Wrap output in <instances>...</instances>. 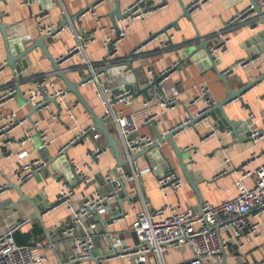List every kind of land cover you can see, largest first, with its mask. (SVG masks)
I'll return each mask as SVG.
<instances>
[{"label":"crops","instance_id":"obj_1","mask_svg":"<svg viewBox=\"0 0 264 264\" xmlns=\"http://www.w3.org/2000/svg\"><path fill=\"white\" fill-rule=\"evenodd\" d=\"M98 1L36 0L33 2L30 0L27 6H23L20 1L16 0L0 1V23L3 22L9 27L23 24L27 34L31 37L25 45L26 47H31L40 38V34L35 28V22L37 16L44 11L45 6L49 7L46 12L49 14L50 23H53L57 28L63 25L62 11L65 9L77 30L84 32L86 38L89 39L96 28L95 21L90 16L80 21L79 15L83 9L91 7ZM132 1H118L123 13ZM193 1L195 0H181L188 8ZM256 1L257 3L259 2V0ZM249 5L250 0H211L199 11L192 13V19H188L184 16L179 0H166L165 4H163V0H147L145 8L150 10L149 16L144 22L135 23L130 27L129 38L121 43L116 57L121 58L128 69L132 70L135 78L139 79L136 82H138L141 89L147 87V81L142 79L143 67H151L156 74H159L168 65L175 62L179 63V68L168 82V87H175L180 96L179 104L176 107L162 112L156 105L151 108H145L144 105L148 98L144 93L137 92L133 105L123 107V110L126 113H135L140 125L139 135H149L156 139L159 132H165L170 127L181 123L189 115L188 102L193 97L198 96L202 88L210 91L215 104L226 99L228 94L227 84L220 79L212 64L207 62V65H202V62L198 63V61L189 59L190 54L194 50L197 51L203 42H207L209 47L216 43L218 38L215 33L218 30L223 31L226 36L231 38L229 50L219 55L218 59H215L217 69L222 74L226 69L234 67L239 60L257 57L256 64H251L245 68H235L234 76L226 78L229 88L232 91H239L257 79L264 78V26L261 22H258L260 20L256 17L257 14L253 15L251 13L248 14V19H240L235 23L230 22L231 19L245 12ZM116 6V0H105L97 8L103 25L108 28L119 20L116 17L109 16L114 12ZM262 11L264 13V6ZM167 27H172L169 33L171 39H168L169 35H164L156 40V36L160 35ZM163 43H168L170 47H164ZM46 45L52 58L56 59L66 54L68 48L74 45V40L70 32L65 29L59 40L56 42L46 40ZM139 48L140 51L136 53ZM87 54L94 63L98 64L109 56L108 50L100 42L90 45L87 49ZM198 57L201 56L199 55ZM30 58L33 63L30 66L31 74L24 77V79L38 73L54 70L51 61L40 48L35 49L30 54ZM82 58L83 56L79 55L71 60L69 64L70 71L66 73L69 80L78 85L84 76ZM6 61V45L0 31V63H5ZM12 77L13 69L7 67L5 72L0 74V88L8 84ZM29 87V82L21 84V94H18L13 101L6 105L5 114L16 112L19 118L31 114V108L26 106V102H24ZM153 90L151 88L150 91ZM80 92L89 106L100 117L101 107L95 97L93 87H82ZM190 111L193 113L194 109H190ZM225 111L229 120L240 124L238 130H231L228 127L220 128L217 121L220 117L216 113V118L211 115L207 120L208 122L196 126V130L187 128L183 133L175 137L177 145L188 152L185 161L190 164L191 170L195 174H199L197 177L199 179L198 189L202 201H208L213 204H219L236 195L237 174L234 170L239 169L246 163L252 153L255 152L264 156V138L257 144H253L249 141L248 133L244 128V125L249 122V113L252 112L258 120L257 128L264 135V79L247 90L239 99L226 105ZM153 113H159L160 122L144 124L145 119ZM76 114L77 124L79 123L81 127L93 123L91 115L83 105H80ZM44 116L41 113H35L32 118L33 120H39ZM49 123L52 129V137H58L55 146L48 150L42 149L40 138L35 132L31 144L26 147L30 153L26 161L46 158L45 160L52 162L53 158L57 156L55 149L68 140L65 135L67 132L66 125L54 122ZM47 126L49 124L44 122L41 125V127ZM22 129V127H18L12 131L11 136L14 145L11 148H6L0 141V153L12 151L10 158H0V185H8L4 193L0 195V232L23 222L24 224L15 234L19 245H34L37 242L53 243L55 251L49 253L51 263L72 264L70 262L72 250L66 241H61V228L71 224L73 213L64 206L57 207L55 205L59 190L54 183L53 175L55 173L53 168L51 169L50 166L47 169H43L23 183H17L14 177V169L15 167L17 168L18 164L17 153L21 151V148L15 143L21 138ZM194 145L197 147L196 150H187L188 147ZM87 146V144L83 145V149L87 148ZM40 149L44 150L41 154L39 153ZM162 150L172 165L179 170L171 145L169 143L164 144ZM68 154L73 157L76 153L70 151ZM83 157L87 159L85 156ZM138 161L140 166L143 167H147L149 164L144 156L140 157ZM116 165L117 160L113 151L101 157L99 162L94 165L98 182H93L88 186L79 182L76 183L74 185L75 201L78 202L83 196H92L96 189L101 194L112 191L114 184L104 182L102 175L114 169ZM12 183L20 185L21 191L27 197L31 199L40 197L41 200L39 202H46L55 205V207L42 214V221L38 220L32 203L27 200L22 201L18 191L10 186ZM141 184L145 188L153 208H160L167 203L173 204L178 201L183 203L184 208L198 210L201 207V198L187 182L177 195L172 194L168 198H164L159 191L154 173L143 175ZM251 184L252 182H247V185L250 186ZM134 187V184H126V190L119 193V196L113 202V212L105 215L100 222L99 229L105 230L109 223L114 222V226L108 228L110 232H120L122 233L121 236L127 239L129 243L138 244L136 236L128 232L137 211L141 208ZM122 213H128L132 217L123 220L117 218V215H122ZM260 221L261 237L258 243L246 241V248L240 250L236 243L232 242L229 247L227 264L253 263L264 257V215ZM84 231L85 228L80 230L81 233ZM171 254L166 257L168 264L184 261L185 255L188 253L185 254L183 251L175 253L182 254L179 260L174 259ZM242 254H245V257ZM83 264H126V260L115 258L110 242L96 237L92 257Z\"/></svg>","mask_w":264,"mask_h":264},{"label":"built area","instance_id":"obj_2","mask_svg":"<svg viewBox=\"0 0 264 264\" xmlns=\"http://www.w3.org/2000/svg\"><path fill=\"white\" fill-rule=\"evenodd\" d=\"M16 1H20L23 6L30 3V0ZM104 1L99 0L91 7L83 9L79 15L80 21L88 16L95 21L96 28L89 39L84 32L77 30L65 9L62 11L65 25L61 29L50 23L49 14L46 12L49 8H45L37 16L35 28L40 37H47V40L53 42L59 40L65 29L70 32L74 45L68 48L66 54L55 59L59 69L65 74L70 71V61L76 56H83L84 76L80 80L79 89L86 86L93 87L101 107L100 118L116 139L121 159L124 161V165L117 164L114 169L102 175L104 182L114 184V189L106 194H101L96 189L92 196H83L78 202L74 199V185L79 182L88 186L98 182L94 165L112 150L104 144L105 136L96 129L94 123L84 127L77 124L76 112L81 104L66 90L64 82L58 76L59 71L55 69L21 80H18L13 70V77L8 81L9 83L0 88L1 143L6 148H11L14 145L12 131L18 127L23 128L21 138L15 143L21 151L17 153L18 164L14 169V177L17 183H23L41 170L50 166L51 169L53 168L54 183L59 190L55 205L64 206L73 213L71 224L61 228V241H66L72 250L70 255L72 264H83L92 257L96 237L109 241L114 250V257L125 259L126 264H168L166 257L169 254L182 251L188 254L185 255L184 261L176 264H227L232 242L236 243L240 250H244L247 246L246 241L258 243L261 237L260 219L264 215V156L254 152L246 163L234 170L237 174V192L229 200L219 204L202 202L198 210L184 208L180 201L153 208L141 184L143 175L148 173L156 175L158 189L164 198L172 194L177 195L187 181L180 170L161 171L160 165L152 166L150 163L147 167H143L138 161L140 157L133 159V156L155 145L158 139L149 135H139L140 125L135 113H126L123 110V107L133 105L135 95L141 88L136 82L139 79L135 78L132 70L128 69L121 58L116 57L121 43L129 38L130 27L135 23L144 22L150 10L145 8L147 0H133L124 11L125 17L108 28L103 25L97 12L98 6ZM209 1L211 0H195L189 9L192 13L197 12ZM258 4L263 5L264 0H259ZM251 13L255 15L253 7L249 5L245 12L231 19L230 22L248 19V14ZM171 29L172 27L165 33L161 32L155 39L169 35ZM215 34L218 41L209 47L206 58L218 59L219 55L229 50L231 38L220 30ZM168 39H171V35ZM98 42L102 43L109 53L100 64L94 63L87 54L89 46ZM163 46L170 47L168 43H163ZM139 51L140 48L136 53ZM253 58L239 60L234 67L226 69L223 75L231 78L236 67L245 68L256 64L257 57ZM110 65L123 77L109 76L104 68ZM7 67L6 62L0 63V74L5 72ZM178 68L179 63L175 62L156 74L151 67H143L142 79L147 81L145 88L148 89L145 108L156 105L162 112H166L179 104L180 94L175 87H168V82ZM156 78L160 81L157 88H154ZM83 79L86 81L83 82ZM25 82L30 83L25 104L37 106L35 113H41L43 116L46 114L42 119L33 120L32 115L35 113L32 112L23 118H19L16 112L8 115L4 112L6 105L15 99L18 89ZM151 88L154 90L150 91ZM200 91L198 96L188 102L189 115L186 119L163 132L164 135L171 129L188 124L190 117L203 115L215 104L213 95L208 89L202 88ZM52 99H55L56 103L51 101ZM190 109H194L193 113ZM208 119L202 124H206ZM248 120L249 122L245 124L247 137L251 143L257 144L264 135L257 128L258 120L252 112L249 113ZM43 122L49 126L41 127ZM49 122L66 125L65 135L68 140L55 149L57 156L52 162L43 158L26 161L30 155L26 147L31 144L35 132L40 138L41 148L48 150L55 146L58 137H52ZM155 122H160L159 113L150 115L145 119L144 124ZM85 144L88 146L83 149ZM163 146L160 148L162 149ZM196 148L194 145L187 150L194 151ZM70 151L76 153L75 156H69ZM11 152L0 153V158H10ZM249 181L252 182L250 186L247 185ZM126 184L135 185L134 189L141 204L128 231L136 236L138 244L129 243L120 232H110L108 228L114 226V222L109 223L105 230L99 229L105 215L113 212V202L119 193L126 190ZM96 186L98 188L97 184ZM7 187V184L0 185V195ZM131 217L128 213L117 215V218L122 220ZM23 224V222L17 223L0 232V264H52L49 253L55 251L53 243L37 242L34 245L17 243L15 234ZM83 228L85 231L81 233L80 230ZM242 255L245 257V254ZM247 264H264V257Z\"/></svg>","mask_w":264,"mask_h":264},{"label":"water","instance_id":"obj_3","mask_svg":"<svg viewBox=\"0 0 264 264\" xmlns=\"http://www.w3.org/2000/svg\"><path fill=\"white\" fill-rule=\"evenodd\" d=\"M0 1H7V0H0ZM35 2L36 0H31ZM119 0H116L117 6L114 10V12L109 15L110 17H116L119 20L123 19L125 17V14L122 12L119 4ZM181 3V6L184 11V16H186L188 19H192V11L184 5L181 0H179ZM52 2V1H51ZM166 3V0H163V4ZM250 5L253 7V11L257 14L256 17L259 18V22L264 26V13L262 11V7L264 6L261 4H258L256 0H250ZM46 9H48V6H45ZM1 18V17H0ZM78 19V18H77ZM63 25L59 28L61 29L65 25V21L62 23ZM170 27H167L169 29ZM167 29H164L162 33H165ZM0 31L2 33L5 45H6V51H7V61L6 65L13 70H15L17 74L18 80L24 79V77H27L31 74L30 66L33 64L30 58V54L37 48H40L43 53L46 55V57L51 61L53 67L55 70L59 71L58 76L59 78L64 82L66 86V90L73 94L76 99L80 102L81 105L88 111V113L91 115L93 119V123L100 132L103 133L105 136L104 144L108 146L114 153L115 158L117 160V164L122 166L124 165V161L121 159L118 143L116 139L114 138L113 134L109 130V128L105 125L104 121L93 111V109L89 106L87 101L82 96L79 85L76 83H73L69 80L67 75L64 71H61L58 67L57 62L55 59L52 58L50 51L46 45L47 37L41 36L38 41L32 45L31 47H26L25 43H27L31 37L27 34V31L24 29L23 24H17L13 27H9L8 25L4 24L3 22L0 23ZM55 33V32H54ZM264 36V35H263ZM209 45L207 42H203L202 46L196 51L194 50L191 54L189 59L193 61H198V63L202 62V65H207V62H210L212 64L213 68L216 69L217 74L219 75L220 79L227 84V97L224 101L214 104L211 106L203 115L198 117H190V121L188 124L180 125L179 127L175 129L169 130L168 133L165 135L163 132H159L157 135L158 141L153 145L152 147L141 151L139 154L133 156V159H137L138 157L144 156L148 162L152 166L160 165L161 171H175L178 170L175 166L172 165V163L169 161L168 157L166 156L165 152L160 148V146L169 143L171 147L173 148L175 157L178 162L179 170L182 172L185 180L187 183L192 187V189L197 193V195L200 196V191L198 189L199 179L197 178L199 174H195L191 170V166L188 162L185 161L187 158V153L185 150H182L181 147H179L176 143L175 137L183 133L187 128H193L197 129L196 126L202 124L205 119L209 118L211 115L212 117L216 118V113L219 115L220 119L218 121V125L220 128L228 127L231 130H238L240 128V124L238 122H233L229 120V117L227 116V113L225 111V106L232 103L234 100L239 99L244 93H246L247 90L250 88L256 86L258 83H260L264 78H259L256 81L248 84L246 87L240 89L239 91H232L229 88L228 81L226 77L217 69L216 61L214 58L208 57L206 58V55L208 53ZM201 57H198V56ZM203 56V57H202ZM104 71L107 72L109 76H113L115 78L117 77H123V75L118 74L115 69H113V66L110 65L106 68H104ZM86 79H83V82H85ZM160 79L156 78L154 81V88H157V85L159 83ZM147 88L144 89H138V92L144 93L148 97ZM18 94H21L20 88L18 89ZM51 101L56 103L55 99H52ZM24 102L26 100L24 99ZM29 107L31 108L32 113H35L38 109L37 106L29 104ZM245 128V125H244ZM246 132H248L245 129ZM43 149V148H42ZM44 150H39V153H43ZM46 159V158H44ZM160 171V172H161ZM11 187L15 188L18 193L21 195V200H27L32 203L36 210L37 219L42 221V214L44 212L51 210L53 205L49 203H43L39 202L41 200L40 197L38 198H29L21 191V186L16 184H11ZM201 203L202 198H201ZM74 264V263H73Z\"/></svg>","mask_w":264,"mask_h":264},{"label":"rangeland","instance_id":"obj_4","mask_svg":"<svg viewBox=\"0 0 264 264\" xmlns=\"http://www.w3.org/2000/svg\"><path fill=\"white\" fill-rule=\"evenodd\" d=\"M171 256H172L174 259L179 260V259L181 258L180 256H182V254H175V253H173V254H171ZM170 260H171V258H170Z\"/></svg>","mask_w":264,"mask_h":264},{"label":"trees","instance_id":"obj_5","mask_svg":"<svg viewBox=\"0 0 264 264\" xmlns=\"http://www.w3.org/2000/svg\"><path fill=\"white\" fill-rule=\"evenodd\" d=\"M20 242V241H19Z\"/></svg>","mask_w":264,"mask_h":264}]
</instances>
